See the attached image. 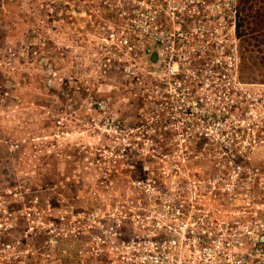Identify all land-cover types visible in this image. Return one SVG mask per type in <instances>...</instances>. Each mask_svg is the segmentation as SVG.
Returning a JSON list of instances; mask_svg holds the SVG:
<instances>
[{
	"label": "built area",
	"instance_id": "obj_1",
	"mask_svg": "<svg viewBox=\"0 0 264 264\" xmlns=\"http://www.w3.org/2000/svg\"><path fill=\"white\" fill-rule=\"evenodd\" d=\"M89 14L97 86L118 79L129 133L133 114L167 137L99 145L72 188L22 172L21 143L0 138V264H264V83L240 77L232 0H96ZM110 100L88 110L115 134ZM55 127L43 152L72 163Z\"/></svg>",
	"mask_w": 264,
	"mask_h": 264
},
{
	"label": "rangeland",
	"instance_id": "obj_2",
	"mask_svg": "<svg viewBox=\"0 0 264 264\" xmlns=\"http://www.w3.org/2000/svg\"><path fill=\"white\" fill-rule=\"evenodd\" d=\"M95 2L0 0V138L21 143L19 169L32 172L35 181L43 176L53 182H65L68 178L65 186H82L79 181L93 170L88 163L99 145L115 139L167 137L158 131L134 130L133 114L131 123L127 124L132 128L129 133L124 125L129 114L120 103L123 93L118 79L97 86L88 48L90 27L102 17L89 14L88 19L86 13L83 19L77 15L81 10H92ZM232 2L240 77L246 82L264 83V0ZM79 18L84 25H80ZM80 26L86 28L78 31ZM66 75L69 80L59 81L58 78ZM103 97H109L121 111L115 134L100 122L97 113L88 110L89 100ZM59 119L64 128L60 130L67 135L57 141H63L60 150L74 155L72 163H59L43 152L53 144L49 138L57 131L55 121ZM39 137L47 138L42 143H34V148L29 139ZM158 147L162 146H137L131 154H159ZM123 183L124 179L120 178L114 185L118 187Z\"/></svg>",
	"mask_w": 264,
	"mask_h": 264
}]
</instances>
